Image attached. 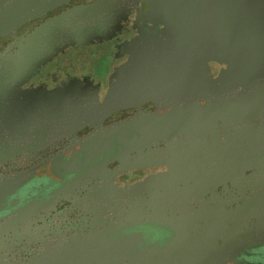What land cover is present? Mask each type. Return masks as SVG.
Returning <instances> with one entry per match:
<instances>
[{
  "label": "flooded vegetation",
  "instance_id": "obj_1",
  "mask_svg": "<svg viewBox=\"0 0 264 264\" xmlns=\"http://www.w3.org/2000/svg\"><path fill=\"white\" fill-rule=\"evenodd\" d=\"M35 1L0 0V54L95 0L13 26ZM118 1L110 35L1 94L0 264H204L237 221V254L208 264H264V0ZM130 75L132 101L95 109Z\"/></svg>",
  "mask_w": 264,
  "mask_h": 264
},
{
  "label": "water",
  "instance_id": "obj_2",
  "mask_svg": "<svg viewBox=\"0 0 264 264\" xmlns=\"http://www.w3.org/2000/svg\"><path fill=\"white\" fill-rule=\"evenodd\" d=\"M37 2L38 1H35L33 3V8L37 7L38 10L40 9L37 13H31L30 11H28V13H22L21 16L15 19L12 25L15 26L22 23L27 19V16L32 17L43 14L55 5L66 3L67 0H43V2L39 4ZM122 8L118 0H95L89 3L72 5L60 11L58 14L45 18L42 22L19 36L13 43V51L0 54V99L3 100L1 94L6 86L8 89L15 88L37 66L48 61L55 53L67 45H81L90 38H102L110 35L106 33L110 29L113 30L116 26V21L117 18L121 16ZM131 77L132 75L125 76L126 80L123 81L125 84L123 85L121 82V84L116 87V90L112 91L107 103L95 109L107 113L113 106L119 103L125 104L127 101H132L138 93L133 89L134 87L128 83L132 80ZM120 93L122 96H120ZM78 110L84 111L82 108ZM87 111L91 112V114L94 113V111L92 112L91 110ZM83 113H85V111ZM44 128L40 127L34 129L36 136L31 139V142H33V140L39 141V133L41 137L45 135ZM18 129L19 126L15 128V132H17ZM29 147H34L33 143H31ZM27 150L22 151L18 148H11V150L4 152H7V156L12 158L16 154H23L25 158H30ZM29 151L37 153L36 149H30ZM0 156L3 158L4 153H0ZM220 168L221 176L228 174V169H226L225 166H220ZM130 191L125 194V201L122 203L126 204L127 201H130L131 206H133V193H130ZM129 214H132V212ZM240 217L242 218V216ZM225 232L226 234H224ZM243 235L242 226L238 221L235 225V229H228L225 227L221 234V243L216 246L215 251L217 252L210 255V257L206 256L203 263L208 264L212 261L211 259H213V257H219L218 259L221 260V262H225L226 259L228 261V258L232 257V253L237 254L238 245L237 242H235V237L243 238Z\"/></svg>",
  "mask_w": 264,
  "mask_h": 264
}]
</instances>
